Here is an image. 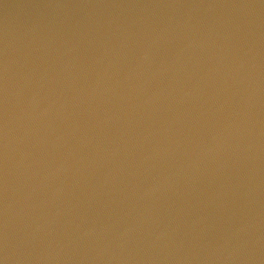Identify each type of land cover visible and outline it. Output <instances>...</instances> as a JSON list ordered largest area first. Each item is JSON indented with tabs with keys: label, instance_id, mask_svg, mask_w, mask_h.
I'll use <instances>...</instances> for the list:
<instances>
[{
	"label": "water",
	"instance_id": "95a60500",
	"mask_svg": "<svg viewBox=\"0 0 264 264\" xmlns=\"http://www.w3.org/2000/svg\"><path fill=\"white\" fill-rule=\"evenodd\" d=\"M0 264H264V0H0Z\"/></svg>",
	"mask_w": 264,
	"mask_h": 264
}]
</instances>
